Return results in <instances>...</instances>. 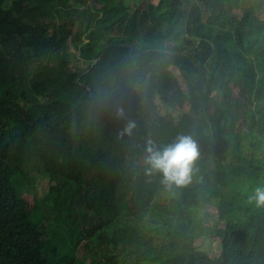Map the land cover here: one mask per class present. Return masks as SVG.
I'll use <instances>...</instances> for the list:
<instances>
[{"label":"trees","instance_id":"obj_1","mask_svg":"<svg viewBox=\"0 0 264 264\" xmlns=\"http://www.w3.org/2000/svg\"><path fill=\"white\" fill-rule=\"evenodd\" d=\"M179 135L199 155L166 187L145 145ZM257 187L264 0H0V264H87V242L110 264H264Z\"/></svg>","mask_w":264,"mask_h":264},{"label":"clouds","instance_id":"obj_2","mask_svg":"<svg viewBox=\"0 0 264 264\" xmlns=\"http://www.w3.org/2000/svg\"><path fill=\"white\" fill-rule=\"evenodd\" d=\"M122 114V109H117V116ZM134 126L133 122H129L124 131L129 132ZM198 155L199 145L188 135H179L172 143L161 146L148 140L145 145V171L159 173L166 187L182 186L191 180L193 163ZM249 199H254L258 206L264 205V187H257Z\"/></svg>","mask_w":264,"mask_h":264},{"label":"rangeland","instance_id":"obj_3","mask_svg":"<svg viewBox=\"0 0 264 264\" xmlns=\"http://www.w3.org/2000/svg\"><path fill=\"white\" fill-rule=\"evenodd\" d=\"M154 3L157 2V0H152ZM70 67L72 69H81L87 67V62L83 61L79 58H74L70 61L69 63ZM28 172L31 175V187H27L24 190V195L30 202H32V193L31 192H38V191H44L45 189V180L44 178H41L40 175V170L37 169V166L34 163V160H32L31 164L29 165ZM42 189V190H41ZM166 193H161V195L158 197V201L160 203H166L167 202V197H165ZM156 197H153V200H155ZM205 212L206 213H215V208L214 207H205ZM205 213L204 211H200L197 214V217L203 216ZM153 222H151L152 224ZM158 225V222L154 221V224L152 227H156ZM159 227L155 231L154 234L158 233ZM197 229L194 230H189L188 234L189 236L185 237L184 243L187 245H190L191 247L197 248V249H203L206 250L210 255L216 256L219 254V240L218 238H214L212 236H207V235H193V233H196ZM52 238V235L51 237ZM104 250V249H103ZM101 250V251H103ZM100 251V248H97L96 245H92L90 242H87L86 245L80 246L77 250V256L80 258H85V262L87 264H110L108 261L105 262L103 260V257L100 256L102 253ZM100 253V254H99ZM94 260L95 263H91V260ZM124 259H128V257L124 256V252H119L116 254V256H110L109 260H115L117 261H123ZM119 263V262H118ZM130 263L131 260H130ZM124 264V263H122Z\"/></svg>","mask_w":264,"mask_h":264}]
</instances>
